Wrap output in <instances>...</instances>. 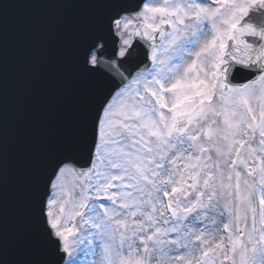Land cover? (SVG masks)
Returning a JSON list of instances; mask_svg holds the SVG:
<instances>
[{"label":"snow or ice","instance_id":"obj_1","mask_svg":"<svg viewBox=\"0 0 264 264\" xmlns=\"http://www.w3.org/2000/svg\"><path fill=\"white\" fill-rule=\"evenodd\" d=\"M74 2L101 15L27 264H264V0Z\"/></svg>","mask_w":264,"mask_h":264},{"label":"water","instance_id":"obj_2","mask_svg":"<svg viewBox=\"0 0 264 264\" xmlns=\"http://www.w3.org/2000/svg\"><path fill=\"white\" fill-rule=\"evenodd\" d=\"M19 4L26 11L20 15L32 20L27 28L35 30L46 23L40 14L44 11L41 0H20ZM13 12L7 5L0 17L14 16ZM70 12V19H49L51 40H45L40 50L30 45L36 57L53 55V63L43 65L42 77L37 73L9 83L0 74V235L6 243L10 231L8 259L13 264L18 252L37 249L32 212L35 190L45 161L67 139L83 100L74 51L88 29L99 22L101 10L83 4ZM41 85L43 91L54 90L40 95Z\"/></svg>","mask_w":264,"mask_h":264}]
</instances>
